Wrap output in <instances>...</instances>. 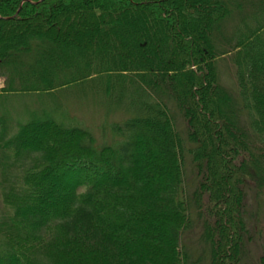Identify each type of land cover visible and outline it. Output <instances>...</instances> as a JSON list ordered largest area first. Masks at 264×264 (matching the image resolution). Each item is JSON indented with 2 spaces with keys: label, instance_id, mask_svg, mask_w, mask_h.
<instances>
[{
  "label": "trees",
  "instance_id": "16d2710c",
  "mask_svg": "<svg viewBox=\"0 0 264 264\" xmlns=\"http://www.w3.org/2000/svg\"><path fill=\"white\" fill-rule=\"evenodd\" d=\"M0 78L130 109L106 155L46 111L2 143L0 264H264V0H0Z\"/></svg>",
  "mask_w": 264,
  "mask_h": 264
},
{
  "label": "rangeland",
  "instance_id": "374dc122",
  "mask_svg": "<svg viewBox=\"0 0 264 264\" xmlns=\"http://www.w3.org/2000/svg\"><path fill=\"white\" fill-rule=\"evenodd\" d=\"M225 75L228 76L226 73ZM0 85L4 86V79L2 78H0ZM78 89H81V87H79ZM83 89L85 90L84 92L77 94L76 91L78 90L74 91L73 93L68 91H56L52 93L19 92L14 94H5L1 92L0 131L1 128H3L2 126H5L6 128L4 137H1L0 135V159L1 155L5 151L2 143L7 140H12L19 135H22V128L26 124H28V121H30L32 118L43 119L41 116L43 115V113H45V111L47 112L45 114H51V116H44V119L52 117L59 121L60 124H68L73 127H78L79 129L81 128L83 129V131L89 132L92 135L93 139V142H91V144L95 146V151L98 152V150H101L102 155H106L105 151H103L105 149V146L116 147L117 144L120 143L121 138L116 135L114 126L116 124H119L120 122H124L125 115L122 114H125V112L123 111L130 109H128L127 105L122 102V104L119 103V105L117 106L118 108H113L110 111H106L101 102H99L94 96L95 91H93L87 85L84 86ZM120 112H122V114ZM62 136L68 137L69 140H72L71 135ZM17 142L18 139L15 141V143L17 144ZM10 147L5 151L7 152V154H11L10 151L12 150V148ZM54 148L58 149V147L55 146ZM29 150L33 149H24L23 147L22 152L24 153L25 151L26 155L29 154L26 152ZM33 156L38 157L39 155L33 154ZM105 158H107V156ZM14 169L16 172L17 169ZM2 172L3 168L0 166V221L6 219V212L9 214V208L6 207L3 202V179L1 177ZM73 178L74 177L72 173L71 175L58 174L55 180V182L58 184H55L54 189L57 186L58 193H67L64 192L66 190L63 189V184H67L68 181H74ZM105 179L106 180L103 183H107V178ZM186 179L190 180L188 178ZM45 180L46 177H44L42 184H44ZM46 182H49L48 178ZM91 184L96 185V183L88 181L87 179L86 183L77 186L76 189L80 193H85L87 186H91ZM41 195L42 198L46 197V193H43ZM46 199L47 198H45V200ZM55 233H57L58 235L61 234L60 232ZM55 233H53L52 235L53 239L56 236ZM187 238V242L186 240L185 242L188 247L193 245V241H195L194 244L196 242L197 244L199 243L196 235L193 232L187 235ZM27 254L28 256L32 255L30 249H27ZM34 261V258L31 257L30 264H35Z\"/></svg>",
  "mask_w": 264,
  "mask_h": 264
}]
</instances>
